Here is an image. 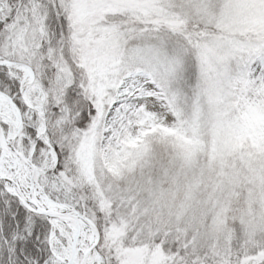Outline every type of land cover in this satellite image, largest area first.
Returning <instances> with one entry per match:
<instances>
[{"label":"snow or ice","instance_id":"snow-or-ice-1","mask_svg":"<svg viewBox=\"0 0 264 264\" xmlns=\"http://www.w3.org/2000/svg\"><path fill=\"white\" fill-rule=\"evenodd\" d=\"M0 264H264V0H0Z\"/></svg>","mask_w":264,"mask_h":264}]
</instances>
